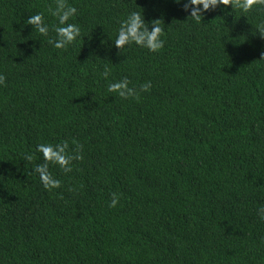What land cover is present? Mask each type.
Wrapping results in <instances>:
<instances>
[{
    "label": "trees",
    "instance_id": "16d2710c",
    "mask_svg": "<svg viewBox=\"0 0 264 264\" xmlns=\"http://www.w3.org/2000/svg\"><path fill=\"white\" fill-rule=\"evenodd\" d=\"M66 3L61 50L56 0H0V264H264V6L197 24L175 0ZM133 11L159 20L158 52L116 48ZM125 77L151 87L107 91ZM62 142L82 158L46 190L36 147Z\"/></svg>",
    "mask_w": 264,
    "mask_h": 264
},
{
    "label": "clouds",
    "instance_id": "9594fccd",
    "mask_svg": "<svg viewBox=\"0 0 264 264\" xmlns=\"http://www.w3.org/2000/svg\"><path fill=\"white\" fill-rule=\"evenodd\" d=\"M175 3H183V10L190 11V17L193 22L199 24L202 16L207 11H214L220 6H231V9H239L243 12H249L254 5L264 6V0H175ZM77 13L75 7L69 6L66 0H56L54 10L51 15L58 20V26L54 27L55 37L48 39V43L55 49L66 50L80 36V28L69 23L70 18ZM159 20L151 21V30L149 23L145 21L144 16L138 12H131L121 21L118 34L115 39V46L122 50L125 47H131L133 44L140 48H146L150 52H158L164 47V40L161 38L163 29L159 26ZM26 23L31 25L42 36L48 37L49 25L45 22L41 13L29 16ZM103 77L107 80L109 70L105 68ZM5 76L0 74V86L4 85ZM130 81L127 77L108 84L107 91L114 93L122 99L138 98L141 92H147L151 84L146 82L140 85L139 89L129 87ZM69 144L62 143H41L36 147V151L42 154L44 163L38 164L34 168V172L39 174L40 181L46 190H53L60 187V181L49 172V165H58L65 173L72 171V161L79 160L82 157L78 154L72 155L68 151ZM31 160L32 157L26 158ZM119 203V195L112 194L110 208H115ZM259 215L264 219V208L259 210Z\"/></svg>",
    "mask_w": 264,
    "mask_h": 264
}]
</instances>
